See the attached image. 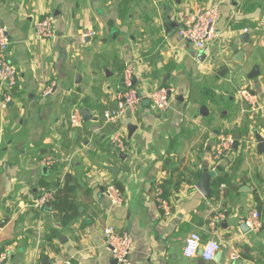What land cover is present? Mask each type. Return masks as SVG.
<instances>
[{"label":"crops","instance_id":"1","mask_svg":"<svg viewBox=\"0 0 264 264\" xmlns=\"http://www.w3.org/2000/svg\"><path fill=\"white\" fill-rule=\"evenodd\" d=\"M211 1L0 0V24L7 27L8 56L18 73L14 100L0 106L5 264H49L54 255L74 264H111L102 236L107 225L132 235L128 264H206L199 255H183L191 232L202 242L216 240L224 264H264V152L254 138L257 132L264 139V59L258 52L264 48V0H216L219 37L199 52L176 28L195 5ZM46 14L54 36L39 39L33 26ZM240 50L244 65L232 60ZM130 60L139 91L161 85L172 92L166 112L145 100L122 119V152L109 140L118 124H107L103 112L115 106V85ZM255 64L259 75L248 79ZM49 85L51 95L44 97ZM242 89L249 100L240 97ZM76 103L92 115L78 128L69 121ZM226 132L241 138L215 159L214 146ZM48 154L57 158L51 167L40 164ZM204 168L211 175L208 198L197 189ZM219 175L225 182H216ZM108 184H120L122 204L109 202ZM42 186L55 189V198L40 209L35 200ZM158 187L171 204L169 215L157 206ZM255 209L257 229L247 224ZM215 214L222 218L211 233Z\"/></svg>","mask_w":264,"mask_h":264},{"label":"built area","instance_id":"2","mask_svg":"<svg viewBox=\"0 0 264 264\" xmlns=\"http://www.w3.org/2000/svg\"><path fill=\"white\" fill-rule=\"evenodd\" d=\"M220 18L219 3L216 0L211 1L206 5H195L188 15L177 26L178 36L190 43L199 52L206 51L207 45L219 37L216 29V24ZM248 32V28L244 29ZM34 36L39 39H50L54 36L53 31V18L50 15H44L41 19L37 20L33 26ZM91 32L86 31L84 36L90 35ZM10 45V38L7 33V27L0 24V106L5 108L15 98L17 92L18 73L16 66L10 61L8 56V48ZM52 85L46 86L42 95L48 97L52 92ZM115 106L108 108L103 112L104 121L107 124H118V128L111 133L109 140L111 144L120 151L127 149L126 144V128L122 125V119L130 114H133L142 105L144 100H147L154 110L166 112L170 103V96L172 90L165 86H155L149 89L136 87L135 80V66L133 61L124 62L121 70L119 82L115 85ZM239 95L244 100H249L251 94L248 90L242 89ZM82 105L76 103L72 106L69 121L72 127L78 128L82 126L83 119L81 115ZM235 139L233 134L225 133L220 136L219 141L214 146V158H219L224 153L233 148ZM57 158L53 154L45 155L41 158L40 164L45 167L53 166ZM39 195L36 197L35 206L43 209L50 206L55 198V189L42 186L39 188ZM105 196L112 205H119L123 202V194L119 188L114 184H108L104 189ZM155 200L157 206L169 215L171 212V204L164 196L161 187L155 190ZM3 214L0 211V222L3 220ZM222 214H215L209 219V229L211 233L216 231V226ZM247 224L254 229L260 226L259 212L255 209L252 210L248 216ZM102 236L105 245L110 248L113 259L117 260V264H128L129 256L134 247V240L128 231H118L114 226L107 225L102 229ZM189 241L197 244L193 250L194 255H186L189 249ZM215 246L212 255L214 259H206L208 249ZM220 250L219 243L214 239H208L202 242L201 236L197 232H191L185 238L183 255L186 258H193L200 256L202 261L206 264H224L221 261H215L217 252ZM199 251H201L200 254ZM9 250L0 248V264H5L9 258ZM237 256L233 255L232 259ZM49 264H74L71 259L59 257L54 255L49 260Z\"/></svg>","mask_w":264,"mask_h":264},{"label":"water","instance_id":"3","mask_svg":"<svg viewBox=\"0 0 264 264\" xmlns=\"http://www.w3.org/2000/svg\"><path fill=\"white\" fill-rule=\"evenodd\" d=\"M242 37L244 39H247L249 37V35L244 33L242 35ZM245 42H247V40ZM232 60L234 62H237L240 65H244L245 64V53H244V51L240 50V51L236 52V54L233 56ZM225 71H226V68H223L222 71H220L218 74L223 75ZM258 75H259V66L257 64H255L251 67L250 71L248 72L247 78L253 79V78L257 77ZM10 103H12V102H10ZM199 113L201 115H206L207 114L206 107L201 106ZM81 115H82L83 120H85V121L92 118L91 112L86 107H83L81 109ZM128 130H129V137H130L132 135L133 131L135 130V125H132V124L128 125ZM233 136H234L235 140H239L241 138V135L238 133H236ZM254 138L256 140V144H257L256 148H257L258 152H264V139L257 132L254 133ZM235 147H237V145H235L234 148ZM109 170L114 175L117 174V168L110 166ZM210 179H211V175L209 174L208 169L204 168L200 182L197 184V189L206 198H208L210 196ZM246 225H247L246 223L241 224V229L243 231L249 230L248 226H246ZM199 252L201 253V251H199ZM220 259H221V253L217 252L216 257H215V261H220ZM111 264H117V260L112 259Z\"/></svg>","mask_w":264,"mask_h":264},{"label":"clouds","instance_id":"4","mask_svg":"<svg viewBox=\"0 0 264 264\" xmlns=\"http://www.w3.org/2000/svg\"><path fill=\"white\" fill-rule=\"evenodd\" d=\"M197 247V244L193 241H189V249L186 251V255L192 256L194 255V249ZM215 246L213 245L208 249V255L205 257L206 259H214L212 252L214 251Z\"/></svg>","mask_w":264,"mask_h":264},{"label":"trees","instance_id":"5","mask_svg":"<svg viewBox=\"0 0 264 264\" xmlns=\"http://www.w3.org/2000/svg\"><path fill=\"white\" fill-rule=\"evenodd\" d=\"M83 105L86 106L85 103H83ZM226 133H227V132H226ZM235 142H236V141H235ZM222 179H223V177L219 175V176H217V178H216V182H217L218 184H219V183H223V182H225V181H224L225 179H223V180H222ZM117 187L120 189V188H121L120 184H117Z\"/></svg>","mask_w":264,"mask_h":264},{"label":"rangeland","instance_id":"6","mask_svg":"<svg viewBox=\"0 0 264 264\" xmlns=\"http://www.w3.org/2000/svg\"><path fill=\"white\" fill-rule=\"evenodd\" d=\"M263 50H264V48H262V47H259V48H258V52L260 53L262 59H264V51H263ZM149 85H150V84H149ZM137 87H138V86H137Z\"/></svg>","mask_w":264,"mask_h":264}]
</instances>
